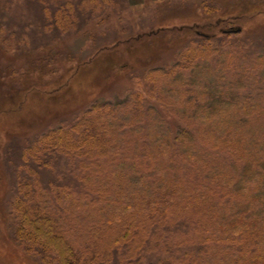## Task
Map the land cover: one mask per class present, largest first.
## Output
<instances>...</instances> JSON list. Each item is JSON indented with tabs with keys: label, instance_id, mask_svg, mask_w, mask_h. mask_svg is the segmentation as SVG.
<instances>
[{
	"label": "rangeland",
	"instance_id": "374dc122",
	"mask_svg": "<svg viewBox=\"0 0 264 264\" xmlns=\"http://www.w3.org/2000/svg\"><path fill=\"white\" fill-rule=\"evenodd\" d=\"M220 1L223 0H0V71L5 78L21 81L18 76L32 65L48 68L50 63L61 57L89 62L103 48L116 46L121 49L119 57L128 59L131 54L139 53L134 49L142 48L144 43L149 42L150 35L161 29L162 18L177 11L188 13L193 10L196 15L205 13L210 17L215 11L223 9ZM234 3L261 7L264 2L235 0ZM238 25L234 24L235 33H239L232 45L236 47L234 54H225L221 59L218 55H210L208 51H200L196 57L190 55L191 59L188 54L185 57L182 54L187 50L183 48L189 42L181 43L167 52H158L161 59L154 66L165 67L168 72L151 74L149 68L152 66L133 70V73L120 80L102 97L103 100L122 103L129 99L115 109L113 117H103L101 123L93 126V129L101 130V134L106 137L101 139L100 144H109L108 149H93L95 152L108 151L106 156L101 153L94 157L95 164L100 157L98 167H85L81 146L73 141L70 143L76 146L66 147L61 142L41 155L38 152H35L37 156L34 155L32 148L37 144L35 139L39 133L41 135L48 129L61 126L63 121L71 125L76 114L63 118V121L58 119L39 123L30 135L15 137L4 146L0 143L1 171L7 179L3 204L8 214L6 223L10 233L14 234L23 222L16 206L20 202L18 198L22 197L29 205L38 204L42 214H56L60 228L86 256L95 250L100 251L99 259L105 258L109 264H115L114 260L118 263L121 260L123 263L133 260L137 264L134 260L139 258L141 264H161L163 259L171 255L166 251V245L169 248L180 246L183 254L188 252L192 244L196 249L205 245L209 252L223 248L224 244L210 242L211 237L219 231L218 223L207 220L205 211L202 214L191 211L200 207L192 201L182 203L179 196L171 199L167 194L162 197L157 192L155 200L164 203L163 215L167 217L163 216L161 222L155 218L152 223L147 218L145 221L138 219L137 231L145 228L146 232L141 231L139 240L133 244L129 242L124 247L118 245L121 249L116 259L110 255L113 235L99 228L96 223L99 211L107 199L105 196L126 194L128 190L141 187L147 191L149 185L156 191L165 169L170 165L176 174L179 171L175 170L184 166L186 172L184 176H175L177 181L180 177L184 178L183 182L186 179L199 181L190 174L195 170L191 162L185 164L182 157L177 156L179 141L174 144L173 151L167 152V149L160 146V142L155 143L151 134L160 127L174 132L178 130L177 126H189V123L202 129L203 123L191 118L193 114L198 115L197 111L203 110L199 109L201 105L206 104V101L199 98L202 97L200 93L211 91L213 86L222 88L227 97L231 95L234 99H231L233 103L240 104V109L241 104L245 103L247 107H255L252 114L264 126V27L248 33L244 29L240 30ZM198 29L204 32L212 30L207 27ZM189 35L190 32L186 36ZM226 42H218L222 44L220 50L229 48ZM197 45L203 46L191 44L190 47L193 49ZM157 48L162 50L161 46ZM44 71L43 76L47 77ZM192 78H198L197 86L189 85ZM208 83L211 87L207 86ZM5 96L0 91V104H7L3 99ZM83 130L91 132L85 126L79 132ZM79 132L72 134L78 136ZM114 147L117 149L113 150ZM95 152L91 154L96 156ZM135 161L140 168L133 171L132 164ZM89 169H92L90 173L86 171ZM139 172L145 179L151 176L156 181L149 179V184L137 185L133 178ZM173 173L170 171L171 176H174ZM88 177L92 180L90 183L86 181ZM133 182L135 184L131 185ZM34 194H37L35 198ZM50 194L58 201L48 203L47 196ZM88 194L92 197H88ZM115 207L121 208L119 205ZM92 208L94 214L90 212ZM139 214L145 216L142 212ZM172 218L175 220L172 221ZM99 233L104 236L101 237ZM32 241H27V245L32 248L30 255L36 258L41 253L35 251L34 246L38 244ZM177 255L173 252L171 257Z\"/></svg>",
	"mask_w": 264,
	"mask_h": 264
},
{
	"label": "trees",
	"instance_id": "16d2710c",
	"mask_svg": "<svg viewBox=\"0 0 264 264\" xmlns=\"http://www.w3.org/2000/svg\"><path fill=\"white\" fill-rule=\"evenodd\" d=\"M234 2L235 0L220 1L219 4L223 9L215 11L210 17L205 13L196 15L194 10L188 13L178 11L171 13L161 19V29L150 35L148 42L150 45L144 43L142 48L134 49L133 51L139 53L133 56L131 54L128 59L119 57L121 49L116 46L103 48L89 62L61 57L50 63L48 68L44 65L37 68L32 65L28 71L18 76L21 81L5 78L0 71V91L6 95L3 98L4 102L7 101L5 105L0 104V143L4 146L15 137L30 135L33 130L35 131V125L39 123L58 119L63 121V118L76 114L71 125L68 126L67 122L63 121L61 126L48 129L41 135L39 133L35 139L37 144L32 148L34 155L37 156L35 152L41 155L50 147L63 142L62 145L66 147L81 146L80 152L84 156L85 167H98L100 157L97 164L93 162L94 157L102 154L106 156L108 151L95 152L93 149H108L109 144L106 146L100 144L101 139L106 137L101 134V130L93 129V126L101 123L103 117L112 116L115 109L127 103L129 99L128 97L122 103L103 100L102 97L120 80L126 79L133 73V70L152 66L149 68L151 74L168 72L165 67L154 66L161 59L158 52H167L181 43L189 42L183 48L187 50L182 54L184 57L188 54L191 59L190 55L196 57L200 51H208L210 55H218L221 59L225 54L228 56L234 54L236 47L232 45L236 42L235 36L239 35L238 32L235 33L234 24L239 23L238 28L248 33L264 27V3L261 7L254 5L247 7L244 4L237 6ZM200 27L212 28V30L204 32L198 29ZM181 31L185 32L181 33ZM189 32L190 35L186 36ZM218 42H226L229 48L220 50L222 44ZM191 44L203 46L197 45L191 49ZM158 46H161L162 50H159ZM127 51L130 53L129 50ZM45 68L47 69L44 71ZM42 71L47 73V77L43 76ZM197 83L198 78H192L189 85L197 86ZM207 86L211 87V84L208 83ZM42 89L45 91L42 92ZM222 91V88L213 86L211 91L198 93L202 96L199 98L206 101V104L201 105L199 109L203 110L197 111L198 115L193 114L191 118L203 123L202 129L189 123L190 127L179 125L178 130L174 132L160 127L153 131V135L151 134L155 143L160 142V146L167 149L165 150L167 152L174 150L176 141L180 142L177 156L182 157L185 164L191 162L195 170L190 174L198 178V182L186 178L183 182L184 178L181 177L177 181L175 176H184L186 172L184 166L175 170L179 171L176 174L173 173V166L170 165V169H165L161 184L156 187V191L151 188L152 185H149L147 191L142 187L135 190L131 187L126 194L105 196L107 197L105 206L101 207L96 224L113 235L110 255L115 259L120 254V246H127L129 242L133 244L139 240L141 231L146 232L145 228L137 231L138 219L145 221L147 218L152 223L155 218L161 222L163 216H166L163 215L162 210L164 203L160 204L155 200L158 192L162 197L163 194H167L171 199L179 196L178 199H182V203L192 201L200 209L204 207L203 211L200 209L191 211L196 214L205 211L207 220L217 222L219 231L216 236L211 237L210 242L224 244L223 248H215L211 252L205 245L196 249L192 244L184 254L180 246L169 248L166 245V251L171 255L160 261L161 264H264V126L255 120L252 114L255 107H247L245 103L241 104L240 109V104L233 103L234 99L231 95L227 97ZM82 126L86 129L90 128L91 132L84 130L79 132ZM74 132H79L78 136L73 135ZM117 135L120 136V133ZM113 138L114 134L112 140ZM71 141L76 145L70 143ZM115 149L117 148L114 147L113 150ZM94 152L96 156L92 155ZM107 158L111 159L109 156ZM41 159L45 162L43 157ZM138 164L136 161L132 164L133 171L140 168ZM91 170L86 171L90 173ZM169 170L174 176H171ZM145 178L139 172L134 176L133 181L137 185L144 183L147 185L151 179L156 181L151 176ZM6 181L0 165V264L108 263L105 258L99 259L101 253L97 250L86 256L84 251H80L77 244L60 228L56 214H42L38 204L34 203V206L32 204L31 206L23 201L22 197L18 198L20 202L16 206L23 222L15 229L14 234L10 233L6 223L8 214L3 204ZM86 181L90 183L92 180L90 181L88 177ZM134 182L131 185H134ZM36 195L34 194V198ZM88 197H92L91 194H88ZM47 198L48 203L58 201L53 199L52 195ZM123 199L125 201H122ZM117 205L121 208L115 207ZM92 211L93 208L90 212L94 214L95 212ZM139 212L144 213L145 216H140ZM174 220L172 218V221ZM99 234L101 237L104 236ZM152 234L153 230L150 235ZM32 240L38 244L34 246L35 251L41 253L36 258L30 255L32 248L27 245V241ZM173 252L178 253L175 258L171 257ZM134 261L141 264L140 258ZM113 262L134 264L133 260L124 263L122 260L119 263L115 260Z\"/></svg>",
	"mask_w": 264,
	"mask_h": 264
}]
</instances>
